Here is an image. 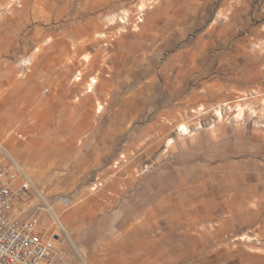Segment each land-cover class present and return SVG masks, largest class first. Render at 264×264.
<instances>
[{"label":"rangeland","instance_id":"1","mask_svg":"<svg viewBox=\"0 0 264 264\" xmlns=\"http://www.w3.org/2000/svg\"><path fill=\"white\" fill-rule=\"evenodd\" d=\"M0 143L63 264H264V0H0Z\"/></svg>","mask_w":264,"mask_h":264},{"label":"built area","instance_id":"2","mask_svg":"<svg viewBox=\"0 0 264 264\" xmlns=\"http://www.w3.org/2000/svg\"><path fill=\"white\" fill-rule=\"evenodd\" d=\"M32 193L39 197L36 187L0 149V264H63L66 253L56 246L59 234L49 238L46 222L38 216L21 218L25 207L33 204Z\"/></svg>","mask_w":264,"mask_h":264},{"label":"bare ground","instance_id":"3","mask_svg":"<svg viewBox=\"0 0 264 264\" xmlns=\"http://www.w3.org/2000/svg\"><path fill=\"white\" fill-rule=\"evenodd\" d=\"M164 30L159 32L158 34L159 35H163L164 34ZM179 55V54H178ZM176 57V56H175ZM178 57V56H177ZM166 67H168V64L165 65ZM92 87V86H91ZM0 149L4 150L3 146H2V143H0ZM5 153H7L5 150H4ZM232 187V186H231ZM48 212L49 214L52 216L55 224L57 225V227L59 228V230L61 231V233H63V235H65V237L68 239V241H70L71 245H74V243L70 240L69 236H68V232L67 230L64 228L63 224L61 223V221L59 220V217L58 215L56 214V212L52 209V207H48ZM75 247V246H74ZM77 249V248H76ZM80 256L82 258V260L85 262V257L84 255L82 254V252L80 251Z\"/></svg>","mask_w":264,"mask_h":264}]
</instances>
